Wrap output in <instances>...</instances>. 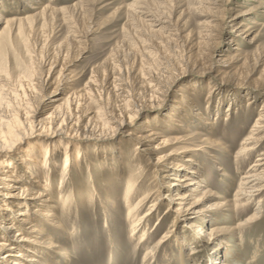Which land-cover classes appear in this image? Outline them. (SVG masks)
<instances>
[{
  "label": "rangeland",
  "instance_id": "374dc122",
  "mask_svg": "<svg viewBox=\"0 0 264 264\" xmlns=\"http://www.w3.org/2000/svg\"><path fill=\"white\" fill-rule=\"evenodd\" d=\"M77 1L0 0V8L6 7L2 13L9 18L34 12L30 7L38 3L58 11L44 33L37 36L35 59L43 64L44 57L62 45L63 62L76 79L70 92L77 96L71 107L77 108L76 113L72 111L73 116L80 128L87 125L96 138H105L77 141L80 166L75 165L72 154L69 175L65 176L61 169L64 157L56 146L61 140L54 128L41 133L40 127L35 126L16 153L0 156V160L17 159L34 144L50 150L45 171L34 177H51V188L56 193L61 187L64 189L68 202L57 214L70 234L48 232L69 253V261L65 262L55 255L54 264H264V186L252 201L244 202L237 195L241 177L257 155L264 154L262 144L252 157H237L264 105V0H147L132 11L131 22L124 8L135 5L137 0H107L96 5L91 14L65 9ZM251 5L256 7L251 14L233 18L236 10L246 11ZM141 11L149 17L142 16ZM154 18L161 23L150 25ZM242 20L252 27L251 35L245 39L236 29ZM144 22L149 27H141ZM236 53L241 58L247 56L248 64L239 68L241 62L237 61V72L224 77L220 74L225 69L223 61ZM4 60L6 72H13L16 60L12 56ZM58 60L57 72L63 63L62 58ZM25 72L30 76L27 69ZM56 77L53 75V79ZM152 86L153 93L149 91ZM4 89L7 91L3 92L19 96L20 111L31 112L32 122L36 124L45 117L33 113L47 108L51 98L46 96L52 88L42 90L41 104L37 97H23L10 88ZM70 93L61 90L58 94L66 97ZM6 103L7 99L1 97L0 115L8 107ZM175 103L182 106L175 113H181V122L185 120L188 125L183 133L198 132L223 143L207 148L198 139L193 138L192 142L197 149L198 180L202 181L194 193L196 208L207 215L199 224L205 235L201 239L198 230L188 226L194 219L185 220L166 200L174 192L166 187L168 179L161 178L163 168L154 164L160 154L145 155L128 136L137 133L144 120L152 128L161 129L165 136L180 134L169 133L163 127ZM135 110L132 124L118 126ZM197 112L211 120L213 126L205 127L196 121ZM119 157L121 162H117ZM219 166L227 176L217 171ZM183 174L187 172L178 175ZM128 184L129 195L125 191ZM205 188L210 193L203 197ZM80 191L84 192L83 200ZM210 205L216 208H209ZM130 208L135 209L131 220ZM254 212L256 221L247 224L245 221ZM146 215L134 234L133 217ZM144 232L146 237L142 240ZM226 243L228 247H221ZM217 245L219 254L213 256Z\"/></svg>",
  "mask_w": 264,
  "mask_h": 264
},
{
  "label": "bare ground",
  "instance_id": "6f19581e",
  "mask_svg": "<svg viewBox=\"0 0 264 264\" xmlns=\"http://www.w3.org/2000/svg\"><path fill=\"white\" fill-rule=\"evenodd\" d=\"M49 1L51 2V0ZM104 1L107 0H78L65 9L72 12H77L80 9L82 13L91 14L95 6ZM146 2L147 0H137L135 5H129L124 8L128 21L131 22L132 20V11ZM252 2H258V0ZM37 5L38 6L35 5L36 7H30L34 12L19 18H9L5 16L2 12L6 7L2 6L0 8V98L4 97V99H7L6 104L8 106L0 115V156H7L8 154V156L11 157L16 153L20 145H22L24 143L23 141L27 138V132L32 128L34 129L35 126L40 127L39 131L41 133H49L51 128H54L57 129L59 133L57 136H59L61 140L56 143V146L57 151L61 150L62 156L64 157V165L61 169L62 174L65 176V174L69 172L72 162L69 158L72 154H74L72 157L73 162L76 166H80V156L76 153L79 149V142L77 141H99L105 138H96L93 129H90L87 125L83 126V129L80 128L77 119L73 116V114L76 113L74 110L77 108L74 109L71 107L77 96L70 92H72L71 88L76 79H74L73 73L69 72L63 62V50L65 51V49L62 45H59L50 56L47 55L44 57V61H42L43 64L36 61L35 53L37 54L39 47L37 36L41 34V32L44 33L53 21L54 15L58 12L48 4L38 3ZM158 5L159 4H157V6ZM243 5H238L237 8H243ZM152 6L154 7V4ZM254 8L256 7L251 5L246 11L236 10V14L233 18L238 19L246 17L251 14ZM140 14L149 17V15H147L148 13L145 11H141ZM133 17L136 18V15ZM149 23L150 25L160 24L161 21L160 19L154 18L152 21L150 20ZM142 24L141 27H149V24L147 25L145 22ZM252 24L254 26L257 25L254 21ZM242 27L245 28L240 30ZM236 29L244 39L248 38L252 33V27H248L244 20L240 22ZM169 43H171V40L168 44ZM237 50L239 51L240 49L237 48ZM237 53L223 61L224 64L222 66L225 67V69L221 70L220 74H223L224 77L225 75H234V73L237 72V70H234V65L237 61L241 62V67L239 66V68L247 66L248 57L242 56L243 58H241L239 57L241 55ZM8 56H12L14 60H16V66L13 72H6L4 68V59ZM61 58L63 63L60 70L57 72L55 70L59 62L58 59ZM41 67L43 68L41 69ZM25 69L31 73L30 76L25 72ZM55 74L57 77L53 79V75ZM4 88H10L23 97L29 95L37 97L39 104L44 100L41 94L42 90L52 88L48 92L49 95L46 96L48 99L51 98L47 108L42 112L34 111L33 113L44 114L45 117L36 124L32 122L30 120L32 114L29 115L31 112L23 113L20 111V105L22 103L19 96L6 92L7 90ZM149 88V91L153 93L155 87L152 86ZM3 90L6 91L3 92ZM61 90L69 92L70 94L66 97H60L58 93ZM70 97L71 99H69ZM68 99L69 102L67 103ZM174 105L173 109L167 113L169 117L164 122L163 127L164 129L166 128L169 133L180 132V134L165 136L163 132H160L161 129L152 128L148 125V122L144 120L141 126L136 129L137 133H130L128 136H130L135 145L141 147L139 149L145 155L152 157L156 154H160L156 156L154 164L163 168V175H161V178L168 179V185L166 187L171 189L170 192H174L172 195H167L166 200L168 203H171L170 208L173 207L172 210L177 214L180 213L185 220L194 219L188 226L191 230L197 229L198 239H201V237L205 235L204 231L199 229V224L204 221L207 215L204 210L196 208V204L198 203L194 197V193L197 192V188L201 186L202 181L200 182V180H198L200 174L199 170H197L198 165H195V151L197 149L196 145H192V142L194 141L193 138L198 139L199 142L207 148L222 146L223 143L215 142L210 136H203L198 132H194L191 135L183 133L187 132V122L185 124V120L181 122V113H175V111L180 110L182 106L180 103H175ZM137 110L131 111L133 113L132 115L131 113L129 115L127 114V118L122 119V122L118 124V126L132 124L135 120V113H137ZM72 111H74V113ZM182 113H186V111ZM261 113L262 114H259V119L255 124V129H253L249 136L241 143L237 157L242 156L244 159H246V157H252L256 154L259 147L264 144V105L261 108ZM194 119L202 122L205 127L213 126L211 120L203 117V114L200 112L194 114ZM78 130H81L82 133ZM31 133H34V131ZM84 134L90 137H85ZM82 135L84 137H82ZM93 135L95 137H93ZM67 144L70 146L67 147ZM117 152L122 154L119 151ZM16 158L17 159L14 157L9 160H0V264H54L55 255H60V258H62L64 262L69 261L68 250L64 248V245L57 244L53 236L48 233L53 230L70 236L57 214V212L61 210L60 208L62 207L63 209V206L68 202L67 199H65L66 194L63 191L64 189L62 190L61 187L56 193L55 190L51 188V177L39 176L38 179L40 180L36 178L38 175L34 177V174H38L37 172L41 173V171H45L47 163L49 162L48 159L50 158V150L43 145L34 144L33 147L24 152L21 156H16ZM118 161L121 162L120 157L117 162ZM217 171L223 172L222 175L227 176L221 166L217 168ZM184 172H187V175L183 174L179 177L178 174ZM239 184L237 195L240 196V200L244 202L252 201L256 193L261 191L264 186L263 153L257 155L256 160L250 166L247 173L241 177ZM62 185L63 182L61 181V186ZM125 191L129 195L131 184L127 185ZM208 193H210V190L205 188V191L202 192V196H209ZM79 194L83 200L84 192L80 191ZM125 201L128 204L129 197H126ZM209 208L216 207L210 205ZM133 212H135V209L130 208L128 210V217H130V220ZM194 215H196V217H193ZM147 216L148 215L142 218L133 217L132 230L134 234H137L141 223L145 222ZM257 217V213L254 212L245 222L247 224L252 223L256 221ZM13 232L14 235L11 236ZM145 237L146 234L144 232L141 239L144 240ZM223 246L228 247L227 243L221 247ZM219 248L220 246L217 245L215 250L213 249V256L219 254Z\"/></svg>",
  "mask_w": 264,
  "mask_h": 264
}]
</instances>
